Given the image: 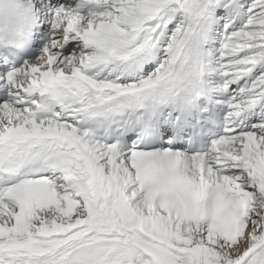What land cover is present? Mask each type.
I'll use <instances>...</instances> for the list:
<instances>
[{
	"label": "snow or ice",
	"instance_id": "1",
	"mask_svg": "<svg viewBox=\"0 0 264 264\" xmlns=\"http://www.w3.org/2000/svg\"><path fill=\"white\" fill-rule=\"evenodd\" d=\"M9 3L22 12L0 20V264H264V0ZM189 41L193 79L177 82ZM147 60L139 79L101 77ZM186 86L224 106L194 153L151 120ZM135 109L149 118L111 143L86 127Z\"/></svg>",
	"mask_w": 264,
	"mask_h": 264
},
{
	"label": "clouds",
	"instance_id": "2",
	"mask_svg": "<svg viewBox=\"0 0 264 264\" xmlns=\"http://www.w3.org/2000/svg\"><path fill=\"white\" fill-rule=\"evenodd\" d=\"M20 5H24L28 0H17ZM34 2V0H33ZM22 12L21 9H14V6L9 3V0H3L0 4V20H11L16 22L17 13ZM197 43L195 41H189L186 43L183 52L178 56V58L170 63L169 67L171 69L173 80L179 81H189L193 79L194 65L193 59L195 56V50L197 48ZM191 96V105H186L185 101ZM204 96L203 94L197 95L194 90L190 87L181 88L179 92L178 102L173 104L179 107L183 111H189L195 107L198 99Z\"/></svg>",
	"mask_w": 264,
	"mask_h": 264
},
{
	"label": "bare ground",
	"instance_id": "3",
	"mask_svg": "<svg viewBox=\"0 0 264 264\" xmlns=\"http://www.w3.org/2000/svg\"><path fill=\"white\" fill-rule=\"evenodd\" d=\"M156 55H157V58H159V54L157 53ZM155 63H156L155 60H147V61H145L142 65H140V66H139L138 68H136V69H132V70L124 71V72H123V75H121V70L111 71L110 69H107V68H106V69L104 70V72L101 73V77H102V78H103V77H107V78H109V79H112V78H114V77L119 76L121 80H125V79H127V80L139 79V78H140V77H139V73H140V72H143V75H145L146 73H145L144 69L147 67V65H148V64H153V66H154ZM141 67L144 68L143 71H141ZM208 79H214V77H208ZM211 97L214 98V102L217 103V102H216L217 99H218L217 95H216L215 93H213V94L211 95ZM217 104L220 105V106H223V105H221V104H219V103H217ZM223 107H224V106H223ZM170 112H171V108H168V110L166 111V113H170ZM182 128H183L182 126H177V127H176V129L179 130V131H181ZM171 138H172V136H171V134H170V136H169L167 139H165L164 141H165V142H169V140H170ZM178 150L182 151L181 148H178Z\"/></svg>",
	"mask_w": 264,
	"mask_h": 264
}]
</instances>
